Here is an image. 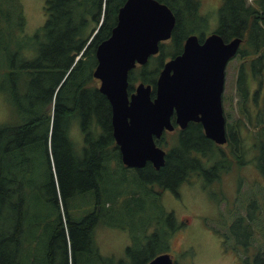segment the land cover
Masks as SVG:
<instances>
[{"label": "trees", "instance_id": "obj_1", "mask_svg": "<svg viewBox=\"0 0 264 264\" xmlns=\"http://www.w3.org/2000/svg\"><path fill=\"white\" fill-rule=\"evenodd\" d=\"M125 1L46 0L47 20L31 36V40H37V52H33V56L26 57L21 69L13 59L10 72L12 82L19 81L15 71L20 72L21 70L24 76L26 73L30 74V80L24 89H21L20 85L19 89L18 87L13 89L16 93L13 100L16 106L25 105L24 115L15 124H0V214L3 206L7 205L13 213L18 210L19 219L15 235L9 233L6 237L2 235L0 239V264H59V260L60 264H88L87 262L95 254L92 241L93 239L95 241L94 232L97 225L100 221L105 225H111L110 220L104 216L107 207L105 202L100 211V198L102 193L103 196L106 194L102 184L104 174L107 172L106 164L109 156L105 154L115 145L111 124L112 111L108 98L99 90V80L94 77L93 71L97 65V46L110 36L113 27L117 24L119 9ZM159 1L166 3L176 16L173 39L165 45L160 56L151 58L157 60H152L156 61L152 70H149L150 65H147L143 69L134 68L130 71V89H133L136 81L155 85L164 60L168 56L171 57L181 52L187 35L197 32L205 33L204 30H196L192 24L187 23L186 25V21H193L194 24L208 23L207 19L200 14V0ZM218 14L216 31L225 40L235 37L243 38L238 53L239 57L244 60L238 75V92L243 105H240L242 106L240 112L241 116L247 117L251 124L255 123L256 129L259 130L255 133L254 140L250 142L249 149L255 150L257 168L264 176V114L258 111L254 115L247 106L251 98L249 77L257 79L260 86L263 83L264 0H223ZM101 21V26L93 36ZM25 25L26 21L21 31H24ZM246 61L249 62L251 71ZM35 89H37L36 92ZM244 124L245 122L240 119L235 131L229 127L228 141L231 146L237 144V147H241V156H245L249 151L247 148L243 154L246 143L241 130ZM76 133L83 135V144H79V136ZM188 138L189 135H182L179 139V149L182 154L178 156L175 165V162L169 159L161 171V185L175 186L166 182L169 178L164 172L169 171L170 168L175 167L177 172L182 174L187 162L189 164L200 163L195 155H191L194 148H199L198 144ZM205 141L202 143L204 151L206 148L212 151L218 147V144L205 143ZM38 149H40L39 155ZM175 149L176 147L171 156L177 153ZM118 158L117 156V160ZM224 159L227 164L232 163L230 154ZM42 161L45 162L46 167L44 198L53 206L55 212L42 220L37 216L33 228L36 227L39 232L42 231L41 235L36 233L32 240L28 239L21 243L23 228L25 230L31 227L29 221L25 226L24 217H27L24 210L25 188L32 184L30 179L39 173L37 165ZM94 167L96 170L98 167L103 173L96 187L90 184L89 179L90 170ZM29 174H32V177L29 178ZM148 176L152 177V171ZM182 180V177H178L177 182H182ZM146 183L149 185L147 181ZM252 186L255 187L254 184ZM121 191L119 189L114 199L118 204L121 200ZM135 192L138 191L134 190L133 193ZM88 193L93 195L90 204L86 205L84 201L80 203L78 201L80 195L86 197ZM131 195L129 198L136 203L139 195L132 198ZM157 195L154 196L150 190L147 201V205H150L158 198L161 205V215L158 219L155 215L153 221L155 232L150 235L147 233L152 222L148 223L145 231L117 224L121 230L128 229L132 236V243L127 248L126 258L128 260L121 258L117 264H147L156 255L166 252L153 251L143 261H138L140 255L138 248L143 242L147 240L143 248V251L147 252L153 242L163 238L169 239L172 235L171 228L173 230L177 228L175 214L171 213L164 217L166 212ZM94 197L96 198V210L92 209ZM102 200L107 204L105 197ZM257 202L254 213L253 209H250L247 215L240 218L238 216L229 225L228 229L231 227V230H228L229 235L224 236L225 247L237 253L240 246L247 250L255 240L254 228L260 225L255 226L254 222L260 218L261 213H264L263 202L259 200ZM11 203L15 205L14 210L10 207ZM158 224L161 227L160 230H157ZM237 228H245V230L235 233ZM46 232L49 234H47L48 241L44 246L43 235ZM0 233L3 232L0 231ZM228 238H235L232 246H229ZM245 263L264 264V250L257 249L253 259L247 255Z\"/></svg>", "mask_w": 264, "mask_h": 264}, {"label": "rangeland", "instance_id": "obj_2", "mask_svg": "<svg viewBox=\"0 0 264 264\" xmlns=\"http://www.w3.org/2000/svg\"><path fill=\"white\" fill-rule=\"evenodd\" d=\"M200 3V14L207 19L208 23L199 22V24H194L193 21H186V25L187 23L192 24L196 30H204L205 35H208L217 30L219 20L218 10L223 0H200ZM45 6L46 0H0V124H15L24 115L23 109L25 105L23 107L16 106L13 101L16 93L13 89L17 87L19 89V85L21 89H24L30 80V74L26 73L24 76L22 70L20 72L15 71L19 81L12 82L13 80L10 76L11 66L13 59H15L16 65L21 69L20 67L26 61V57L33 56V52H37V40H31V36L47 20ZM25 21L24 31H21ZM152 60L156 59L153 58L148 63L150 65L149 70L153 69L154 63L157 61L154 62ZM242 62L244 60L237 55L228 63L224 109L230 126L236 127L240 119L245 122L241 130L242 137H244V142L246 143L243 151L244 154L246 149H249L251 142L250 135L254 134L255 138V133L259 130L251 126L247 117L243 118L241 116L240 107L243 105L241 104L242 100L238 92V75ZM247 65L250 70L249 62H247ZM262 79V86H260L254 77H249L248 80L251 98L247 102V106L251 113L259 111V113L264 114V71ZM139 82L136 81L134 87ZM21 102L23 104V100ZM76 135L79 136V144H83V135L80 133H76ZM175 135L177 136L175 133L166 134V147H164L168 152L176 147L175 150L178 154L174 153V165L177 163L178 156L182 154V151L179 149L178 137ZM39 151L40 149L37 150L38 155ZM195 153V150L191 151V155L197 156ZM110 157L117 159L116 154ZM218 159L217 154H214L212 157L204 156L206 162L202 160L200 162L201 164L214 163ZM184 162L186 164L185 159ZM106 165L108 168L106 174H104L102 184L103 191L106 194L103 196L102 193V197L100 198V211L102 210L103 202H105V206L107 205V207L105 208L106 213L104 216L110 220L111 225H105L102 221L97 225L94 232L95 241L94 239L92 241V248L95 250V254L87 262L88 264H117L121 258H126L127 248L132 243V236L128 229L121 230L120 226H117L118 223L126 225L130 229L140 228L142 231H145L148 223L152 222L147 233L150 235L155 232V223L153 221L155 215L157 219L161 215V205L158 198L155 203L147 205L150 190H152L154 196L158 194L157 196L160 197V202L166 212L164 217L171 213L175 214L177 228L174 230L171 228L172 235L169 239L163 238L160 241L153 242L147 252L143 251L147 240L143 242L142 246L138 248L140 253L139 262L143 261L151 252L163 250L174 256L176 264H246L245 258L247 255H250V258L253 259L257 249L264 250V213H261L260 218H257L254 222L255 226L258 224L260 226L254 228L256 238L247 250L240 246L236 253L234 252L235 250L225 247V243L223 242L224 236L220 234V232L229 234V225L235 221L237 216L244 213L253 198L263 202L264 205V176L259 168L244 165L242 168L235 167L229 171V168L225 167L222 171L224 173L223 177L217 182V185H212L207 179L195 175H191L184 182H177L180 173L176 169L174 171L173 168H170L164 174L169 178V181L166 182L175 185L171 187V189H175V192L171 194L166 191L167 185L152 182V177L147 180L144 179V176L149 175L150 172H140L137 175L134 174L135 171H125L117 161L112 162V160H109ZM187 165H189L188 162ZM37 167L39 173L30 179L32 184L26 187L24 192V210L27 213V217H24L25 226L27 221H29L31 227L29 229L25 228V230L23 228L20 237L21 243H24L28 239L32 240L36 236V233H40L41 235L42 231L39 232L38 228H33L37 216L38 219L42 220L55 212L53 206L44 198L46 180V174H44V171H46L45 162L42 161L41 164L38 162ZM243 174L247 176L243 178ZM185 175L188 176V174ZM30 177H32V174H29ZM237 178L242 180L243 184V187H240L241 190L238 191V195H236V189L240 180L237 181ZM249 183L254 184L255 189H250ZM205 185H208V187ZM119 189L122 191L120 194L121 200L118 204L114 199ZM134 190H137L139 193H133ZM130 195L131 198L138 197L139 195V200L133 203V199L129 198ZM221 195H223V198L219 206L221 211V214H219L216 206L218 203L216 204V202L220 201ZM92 196L91 193H88L86 197L85 195H80L78 201L80 203L84 201V204L88 205L92 201ZM103 197L107 200V204L106 201L102 200ZM93 200L92 209L96 210V198L94 197ZM10 207L13 210L15 209L13 203H11ZM233 211L235 212L233 213ZM18 225V210H15L13 213L7 205H4L0 214V231L3 232L0 233V239L2 235L6 237L9 233L10 235L13 233L15 235ZM158 226L157 230H160L161 227L159 224ZM47 234L49 232L43 235L44 246L45 242L48 241ZM227 242L229 246H232L235 243V238H228ZM58 249L60 253V241ZM58 263L60 264V260Z\"/></svg>", "mask_w": 264, "mask_h": 264}, {"label": "water", "instance_id": "obj_3", "mask_svg": "<svg viewBox=\"0 0 264 264\" xmlns=\"http://www.w3.org/2000/svg\"><path fill=\"white\" fill-rule=\"evenodd\" d=\"M175 24L176 16L166 3L126 0L110 36L96 49L93 75L111 103L114 137L124 163L130 167L144 166L148 160L157 168L164 166L166 150L156 144L154 136L160 137L165 128H174L171 118L175 112L182 128L190 120L201 121L208 138L218 144L228 140L226 69L238 55L242 37L225 40L214 31L201 43L197 35L189 36L183 52L165 63L155 98L152 84L144 82L130 94V71L160 51V42L171 38ZM175 263L171 253L162 252L147 264Z\"/></svg>", "mask_w": 264, "mask_h": 264}, {"label": "flooded vegetation", "instance_id": "obj_4", "mask_svg": "<svg viewBox=\"0 0 264 264\" xmlns=\"http://www.w3.org/2000/svg\"><path fill=\"white\" fill-rule=\"evenodd\" d=\"M176 26V24H175ZM175 26H174V29H175ZM174 29H173V32H174ZM173 32H172V36L170 39H167L165 41H161L160 42V51L157 53V54H153L150 56L148 62L144 65H141V64H137V66L135 68H145V66L148 65L150 59L152 57H155V56H160L161 54V51L162 49L165 47V45L167 43L170 42L171 39H173ZM214 32V31H213ZM212 33V32H211ZM210 33V34H211ZM191 35H197L199 37V40L200 42H204L206 37L209 35H205L202 34L201 32L200 33H190L187 35V37L184 39V43H183V48L181 50V52L179 54H181L183 52V49H184V45H185V42L187 40V38ZM177 54V55H179ZM177 55H174V56H171L167 59L164 60V65L167 61H169L170 59L174 58L175 56ZM163 65V67H164ZM163 67L160 69L159 71V74H158V77H157V80L159 78V75L163 69ZM140 83V82H139ZM138 83V84H139ZM157 83V82H156ZM156 83L155 85H152L153 89H152V97L155 98L156 97ZM99 84H100V81H99ZM136 87V86H135ZM135 87H133V89H130V85H129V91H130V94L132 92L135 91ZM109 100V99H108ZM110 102V101H109ZM111 105V103H110ZM111 111H112V106H111ZM258 111L254 112V115L257 114ZM227 120V119H226ZM171 121H172V124L174 126L173 129H167L165 128L162 132V135L160 137H156L154 136V140L156 142V144L160 147H162L164 150H166L164 147H166V141H165V136L166 134L168 133H175L177 134L176 137H178V140L181 138L182 135H189V138L190 140H194L196 141V143L198 144L197 147L199 148H194L193 150H195V154H197V156L195 155L196 158H198L199 160H202L203 162H206L204 160V156H209V157H212L214 154H217V156L219 157V159L214 162V163H203L201 164L200 163H195V164H189V165H186L184 166V170H183V173L180 174L179 177H182V181H186L189 179V177L191 175H195L197 177H203L204 179H207V181L209 183H212V185H217V182L219 180H221V178L223 177V174L222 171L225 167L229 168V171L234 169L235 167H239V168H242L244 165H250L251 167H258L257 163L255 162V157L254 155L256 154L255 153V150L254 149H249V155L246 154L245 156H241L240 154V148L241 147H237V144H234L231 146V144L229 143V141L227 140V142L225 144H218L216 143L214 140L208 138L206 136V133H205V129H204V125L202 124L201 121H196V120H190L186 127L185 128H182L180 126V124L177 122V115H176V112L173 114L172 118H171ZM111 124H112V116H111ZM251 124V123H250ZM252 127L255 126V123L251 124ZM229 127H232L229 125L228 121H227V125H226V129H227V136L229 138ZM257 126H255V129H256ZM232 130L235 131V127H232ZM112 135H113V138H114V141H115V145L114 147H111L110 151H108L105 155L106 156H109V160H112V162L114 161H117V163L120 164L121 168L124 169L125 171H135L134 174H139L140 172L142 173H145L146 171L147 172H151L152 171V178H153V181L154 182H158L160 184L161 182V179H162V173L161 171L164 169V167L166 166V164L168 163L169 159L172 160V162H175V154H173V156H171V153H173V150L169 151L166 150V163L164 164V166L160 167V168H157L154 164L153 161L151 160H148L146 162V164L144 166H141V167H130L128 165H126L122 159V151H121V148L119 146V144L117 143L115 137H114V127H113V124H112ZM206 140V141H205ZM250 140L253 141L254 140V136L253 134L250 135ZM203 141H205V143H213V144H218V147L215 149V150H210L208 148H206V151L203 150V146H202V143ZM201 142V143H200ZM204 143V144H205ZM113 154H116V156H118L119 160L117 159H112L110 156L113 155ZM230 154V160L232 161V163L229 165L227 164V162L225 161V156ZM235 155V157H233ZM96 156V154L94 155ZM108 160V161H109ZM192 168V169H191ZM174 171H175V167H173ZM191 169V170H190ZM240 172V170H239ZM242 172V171H241ZM185 174H188V176L186 177ZM247 175H244L243 174V178H245ZM103 177V173L101 172V170L97 167V170H96V167H94L92 170H90V174H89V179H90V184L94 187H96V185L98 184V181H99V178L101 179ZM149 179L150 176H144V179L147 180V178ZM185 177V179H184ZM242 179V178H241ZM240 179L237 178V181H239ZM170 183V182H169ZM173 185V184H172ZM250 185V189H255V187L252 186V183H249ZM208 187V185H205ZM240 187H243V184H242V180L239 181V183L237 184V193L236 195H238V191L241 190ZM166 191H168L169 193L173 194L175 192V189H171V186H168L166 188ZM223 195H221L220 197V201H217L216 202V206L218 208V211H219V214H221V211H220V204H221V201H222V197ZM257 199L256 198H253L251 200V203L248 207H246L244 213L242 215H239V218L243 215H247L249 213L248 210L250 209H253V213L255 212L256 210V206H257ZM230 210V209H229ZM233 210V208H232ZM235 211H233L234 213ZM238 218V216L236 217ZM236 220V219H235ZM231 230V227L229 228ZM241 230H245V228H237L235 230V233H239L241 232ZM232 232V231H231ZM234 233V232H232ZM220 234H222L223 236H226L228 237L229 234H226L224 232H220ZM224 238V237H223ZM225 238L223 239V242H224Z\"/></svg>", "mask_w": 264, "mask_h": 264}, {"label": "bare ground", "instance_id": "obj_5", "mask_svg": "<svg viewBox=\"0 0 264 264\" xmlns=\"http://www.w3.org/2000/svg\"><path fill=\"white\" fill-rule=\"evenodd\" d=\"M95 36V35H94Z\"/></svg>", "mask_w": 264, "mask_h": 264}]
</instances>
